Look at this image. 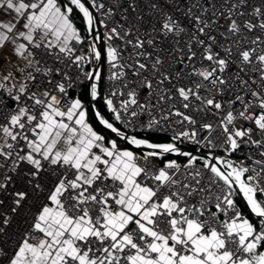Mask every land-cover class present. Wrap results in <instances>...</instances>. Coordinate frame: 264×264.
<instances>
[{"label": "snow or ice", "instance_id": "obj_1", "mask_svg": "<svg viewBox=\"0 0 264 264\" xmlns=\"http://www.w3.org/2000/svg\"><path fill=\"white\" fill-rule=\"evenodd\" d=\"M0 264H264V0H0Z\"/></svg>", "mask_w": 264, "mask_h": 264}, {"label": "trees", "instance_id": "obj_2", "mask_svg": "<svg viewBox=\"0 0 264 264\" xmlns=\"http://www.w3.org/2000/svg\"><path fill=\"white\" fill-rule=\"evenodd\" d=\"M170 158H175V157H170ZM181 161H183V160H181Z\"/></svg>", "mask_w": 264, "mask_h": 264}, {"label": "built area", "instance_id": "obj_3", "mask_svg": "<svg viewBox=\"0 0 264 264\" xmlns=\"http://www.w3.org/2000/svg\"><path fill=\"white\" fill-rule=\"evenodd\" d=\"M184 161H181V163H183Z\"/></svg>", "mask_w": 264, "mask_h": 264}]
</instances>
